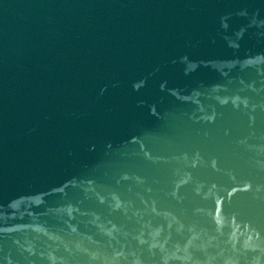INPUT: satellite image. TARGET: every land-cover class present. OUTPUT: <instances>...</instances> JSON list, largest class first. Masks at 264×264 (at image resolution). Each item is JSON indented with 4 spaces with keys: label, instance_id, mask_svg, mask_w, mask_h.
Instances as JSON below:
<instances>
[{
    "label": "water",
    "instance_id": "1",
    "mask_svg": "<svg viewBox=\"0 0 264 264\" xmlns=\"http://www.w3.org/2000/svg\"><path fill=\"white\" fill-rule=\"evenodd\" d=\"M0 264H264V0H0Z\"/></svg>",
    "mask_w": 264,
    "mask_h": 264
}]
</instances>
